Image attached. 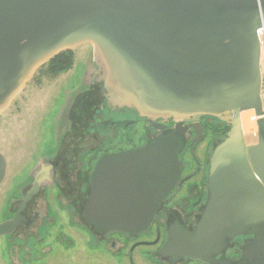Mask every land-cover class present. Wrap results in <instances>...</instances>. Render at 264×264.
Instances as JSON below:
<instances>
[{
	"label": "water",
	"instance_id": "1",
	"mask_svg": "<svg viewBox=\"0 0 264 264\" xmlns=\"http://www.w3.org/2000/svg\"><path fill=\"white\" fill-rule=\"evenodd\" d=\"M262 25L264 0H0V115L43 64L93 44L96 67L84 82L101 85L107 107L175 127L99 158L85 221L147 229L179 182L185 143L175 134L185 133V121L216 117L231 129L210 154L205 208L196 229L169 232L167 244L210 260L246 235L237 264H264ZM245 110L257 116L255 142L246 139ZM6 170L0 151V183ZM13 225L0 223V234Z\"/></svg>",
	"mask_w": 264,
	"mask_h": 264
},
{
	"label": "flooded vegetation",
	"instance_id": "2",
	"mask_svg": "<svg viewBox=\"0 0 264 264\" xmlns=\"http://www.w3.org/2000/svg\"><path fill=\"white\" fill-rule=\"evenodd\" d=\"M95 88L90 85L73 99L64 115L59 141L52 147L53 153L50 150L38 153L27 174L0 196V223H14L8 232L0 234V264H237L249 236L234 238L229 247L211 253L210 260L180 254L175 244H167L169 232L196 229L205 208L210 154L231 129L229 121L216 117L185 121V133L175 134L185 143L180 152L179 182L159 206L147 229L109 231L85 221V204L99 158L124 150L102 148L104 142L90 148L83 146L89 141L85 137L89 127L94 130L95 114H88V104L90 99L95 100ZM100 99H96L98 111L108 110L102 95ZM142 120L156 132L147 141L162 136L165 130L174 131L173 120L164 121L162 129L155 128L152 120ZM110 121L104 119L101 126L110 127ZM119 122L128 125L127 121ZM208 138L202 160L198 146ZM189 152L190 160L185 161ZM7 174L8 166L0 186Z\"/></svg>",
	"mask_w": 264,
	"mask_h": 264
},
{
	"label": "rangeland",
	"instance_id": "3",
	"mask_svg": "<svg viewBox=\"0 0 264 264\" xmlns=\"http://www.w3.org/2000/svg\"><path fill=\"white\" fill-rule=\"evenodd\" d=\"M72 50V64L69 68L55 74L49 72L46 66H41L6 111L0 115V151L4 153L8 166L6 180L0 186V196L4 190L12 187L17 179L27 174L38 153H42V150H50L53 153L52 147L62 134L60 128L64 127V115L70 104L79 92L90 86V83L85 84L84 80L87 70L96 67L92 56L93 44H81ZM263 54L264 48L262 56ZM261 67L264 101V61H261ZM90 108L92 109L89 112L95 114L94 120H91L94 130L89 127L85 135L89 141L88 144L85 141L83 146L90 148L93 145L100 146L104 142L102 148L128 150L145 144L147 139L156 134L146 127L144 120L131 109L111 111L107 107L108 110L103 108L98 111V105H95L94 110L93 104ZM251 113L254 115L253 123L246 133L250 132L255 124V136L252 141L255 142L257 116L253 110ZM262 117L264 124V115ZM91 118L93 119V115ZM107 118L117 122L127 121L130 125L101 126L102 121ZM92 132L95 137H92ZM208 140L209 138L198 146L197 153L202 160ZM215 141L216 138H213L212 142ZM186 160H190V152L187 153Z\"/></svg>",
	"mask_w": 264,
	"mask_h": 264
},
{
	"label": "trees",
	"instance_id": "4",
	"mask_svg": "<svg viewBox=\"0 0 264 264\" xmlns=\"http://www.w3.org/2000/svg\"><path fill=\"white\" fill-rule=\"evenodd\" d=\"M72 51L73 50H67L64 51L62 53H60L59 55L55 56L54 58H52L51 60H49L48 62H46L45 64L42 65V67H47L48 71L51 73H58L61 72L67 68H69L72 64ZM96 88L95 92H94V101H92L91 99L89 101H91L88 104V114L91 115V113L89 112V110H91L92 108H90V106L93 104V108L97 102V100L100 99V95H102V87L101 85L95 84L94 85ZM97 99V100H96ZM101 100V99H100ZM116 124H122V122H114V121H110L108 123L109 126L111 125H116ZM127 124H129L127 122ZM107 125V126H108ZM263 128H264V124H263Z\"/></svg>",
	"mask_w": 264,
	"mask_h": 264
},
{
	"label": "bare ground",
	"instance_id": "5",
	"mask_svg": "<svg viewBox=\"0 0 264 264\" xmlns=\"http://www.w3.org/2000/svg\"><path fill=\"white\" fill-rule=\"evenodd\" d=\"M263 61H264V54L262 56V62ZM90 85H95V83L94 84H90ZM98 85H100V84H98ZM245 112H246L245 117H247V119L244 120V125H245L244 132L251 128L252 123H253V118H254V115L251 113L252 110H245V111L242 112V121H243V114ZM243 128H244V126H243ZM245 134H246L247 141L248 142H252L254 140V136H255V126L250 132H248V133L245 132Z\"/></svg>",
	"mask_w": 264,
	"mask_h": 264
},
{
	"label": "built area",
	"instance_id": "6",
	"mask_svg": "<svg viewBox=\"0 0 264 264\" xmlns=\"http://www.w3.org/2000/svg\"><path fill=\"white\" fill-rule=\"evenodd\" d=\"M257 33L260 39V43L262 47L264 48V25H262L261 27L257 29Z\"/></svg>",
	"mask_w": 264,
	"mask_h": 264
}]
</instances>
